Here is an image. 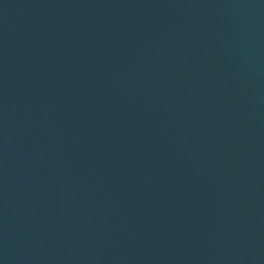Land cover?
I'll return each instance as SVG.
<instances>
[{
    "label": "water",
    "instance_id": "obj_1",
    "mask_svg": "<svg viewBox=\"0 0 264 264\" xmlns=\"http://www.w3.org/2000/svg\"><path fill=\"white\" fill-rule=\"evenodd\" d=\"M0 264H264V0H0Z\"/></svg>",
    "mask_w": 264,
    "mask_h": 264
}]
</instances>
